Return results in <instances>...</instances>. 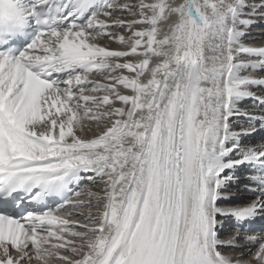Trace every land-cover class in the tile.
<instances>
[{
    "label": "snow or ice",
    "instance_id": "obj_1",
    "mask_svg": "<svg viewBox=\"0 0 264 264\" xmlns=\"http://www.w3.org/2000/svg\"><path fill=\"white\" fill-rule=\"evenodd\" d=\"M255 25L264 0H0V264H264Z\"/></svg>",
    "mask_w": 264,
    "mask_h": 264
},
{
    "label": "bare ground",
    "instance_id": "obj_2",
    "mask_svg": "<svg viewBox=\"0 0 264 264\" xmlns=\"http://www.w3.org/2000/svg\"><path fill=\"white\" fill-rule=\"evenodd\" d=\"M178 2H179V0H178ZM260 26H262V25H260ZM250 33L253 34V35H250V37H256L258 39L252 40V39H249V38H245V43H252L255 46H264V35H262V34H264V27H257V29L255 28V29L251 30ZM108 47H110L111 49H116L118 46L115 43L108 42ZM257 94L259 95L260 93H257ZM241 107L246 109L249 112H255L257 115L260 114L258 110L253 109V102L252 101L244 102L241 105ZM241 119H242V122L244 123V125L247 126V121H243V118H241ZM234 128H238V125H234ZM261 132H262V129L259 128V123L257 122V131L254 132L253 135L244 137V143L246 145H248V146H252V147H257L258 148L261 144H264V138L259 139L255 143H253V139H255L258 135H260ZM241 183L242 184L244 183L243 177H241ZM233 189L235 191L236 187H233L231 189V191ZM241 190H242V188H241ZM240 195L243 197L244 204L250 203L251 200L254 198L253 197L252 199L247 200V198L249 196H251V195H249L247 192H245V190H243V194H239V196ZM238 201H240V200H238ZM255 224L263 226V228L262 229H258V231L259 230H264V221H257ZM232 254L236 255L237 253H232Z\"/></svg>",
    "mask_w": 264,
    "mask_h": 264
},
{
    "label": "rangeland",
    "instance_id": "obj_3",
    "mask_svg": "<svg viewBox=\"0 0 264 264\" xmlns=\"http://www.w3.org/2000/svg\"><path fill=\"white\" fill-rule=\"evenodd\" d=\"M257 27H264V26H260V25H255V26H253V28L251 29V30H253V29H257ZM250 35H253L252 33H250ZM262 35H264V34H262ZM263 133V132H262ZM253 134V133H252ZM264 134V133H263ZM262 134V135H263ZM258 137H260V139L262 138L261 137V134L260 135H258L255 139H253V143H255V142H257L259 139H258ZM232 191H234V189L232 190ZM234 192H236L237 193V195L234 197V199L236 200V202H238V203H241V204H244V201H243V197L240 195L239 196V194H243V189L241 190V189H235V191ZM245 194V193H244ZM253 197L252 196H249L248 198H247V200H250V199H252ZM238 200H240V201H238ZM93 211H95V209H93ZM229 227V229L231 228V225H229L228 226Z\"/></svg>",
    "mask_w": 264,
    "mask_h": 264
}]
</instances>
